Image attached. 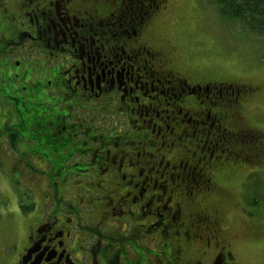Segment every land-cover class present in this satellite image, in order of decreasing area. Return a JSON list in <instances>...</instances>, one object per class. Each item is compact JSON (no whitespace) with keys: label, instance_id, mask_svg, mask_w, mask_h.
Instances as JSON below:
<instances>
[{"label":"flooded vegetation","instance_id":"af4514ba","mask_svg":"<svg viewBox=\"0 0 264 264\" xmlns=\"http://www.w3.org/2000/svg\"><path fill=\"white\" fill-rule=\"evenodd\" d=\"M171 2L0 0L21 32L0 40V53L24 54L22 86L3 97L15 134L7 144L23 146L27 163L10 165L44 193L19 252L0 264H242L210 200L231 196L225 181L264 187V131L243 113L261 88L188 80L175 46L151 28ZM28 48L62 63L64 77L29 87ZM38 98L68 110L49 119ZM242 190L241 202L251 194ZM255 209L248 218L264 221Z\"/></svg>","mask_w":264,"mask_h":264},{"label":"rangeland","instance_id":"374dc122","mask_svg":"<svg viewBox=\"0 0 264 264\" xmlns=\"http://www.w3.org/2000/svg\"><path fill=\"white\" fill-rule=\"evenodd\" d=\"M219 4L220 0H172L171 5L161 10L159 18L151 23L154 38L160 44L175 46L172 50L182 62V74L191 82L210 81L224 87L229 84L234 87L237 84L260 86L261 89L245 103L243 113L253 126L264 131V39L244 29L239 21L222 15ZM6 15L0 10V40L11 39L21 33L16 25L19 23L8 19ZM14 15H17V11ZM0 46H4L1 41ZM26 46L31 47V44L26 42ZM1 50L4 52V49ZM26 52V58L32 64V77L27 82L29 87L38 80L56 82L64 77L62 67L65 66L59 61H51V58L44 55L35 56L30 48ZM13 54L0 53V255L19 252L18 246L28 233L31 216L40 211L41 206L36 210L33 206L42 203L41 195L44 194L40 183L34 186L36 192L27 189L31 185L27 181L31 179H21L18 168L13 165V169L10 165L13 162L19 164V158L25 165L27 163L23 157L26 151L23 146L17 142L13 146L7 144L15 134L9 123V106L3 95L10 91L12 84L19 83L21 87L23 82L22 76L15 75L21 70L15 61H22L24 54ZM43 100L45 102L36 99L34 105H38L41 114L46 112L49 119H55L68 110V103L62 99ZM85 115L93 117L92 112H85ZM100 121H103L102 124H112L109 120ZM110 126L115 127L114 124ZM4 146L9 149L4 150ZM11 149L14 158L7 156ZM20 164L17 167H21ZM235 173L236 179L242 178L240 172L236 170ZM224 185L231 196H214L210 201L220 205L225 224L229 228L228 237L239 253L240 262L264 264V221L259 218V222H252L247 216L248 213L256 212L255 207L264 209V187L261 191L259 184L240 187L239 180L234 183L225 181ZM240 189L246 195L251 193L242 202ZM253 200H257V206Z\"/></svg>","mask_w":264,"mask_h":264},{"label":"trees","instance_id":"16d2710c","mask_svg":"<svg viewBox=\"0 0 264 264\" xmlns=\"http://www.w3.org/2000/svg\"><path fill=\"white\" fill-rule=\"evenodd\" d=\"M222 15L235 19L247 31L264 39V0H220ZM139 17L143 11L138 13Z\"/></svg>","mask_w":264,"mask_h":264}]
</instances>
